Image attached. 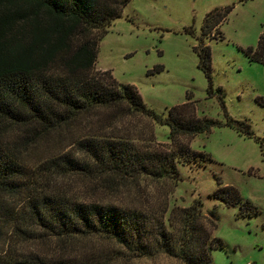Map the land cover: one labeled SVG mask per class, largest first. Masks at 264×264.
Listing matches in <instances>:
<instances>
[{
    "label": "rangeland",
    "instance_id": "1",
    "mask_svg": "<svg viewBox=\"0 0 264 264\" xmlns=\"http://www.w3.org/2000/svg\"><path fill=\"white\" fill-rule=\"evenodd\" d=\"M226 6H233L228 18L203 35L207 14ZM263 26L264 0H131L100 42L95 71L110 70L120 83L136 86L147 107L163 116L191 94L197 100L198 118L223 124L227 115L243 120L251 125L253 137L227 125L183 136L214 162H178V177L157 178L68 172L52 163L70 154L94 164L79 145L89 139L123 141L141 152L175 149L169 126L128 105L96 107L53 128L0 122L1 141L26 168L25 188L0 192V257L41 256L49 264H185L165 252L139 256L107 236L56 237L32 224L30 201L59 195L143 212L152 225L161 221L175 236L184 227L180 215L201 200L200 224L225 243L211 250L212 264H264V64L251 61L245 51L257 47ZM83 32L87 34H79L80 39L99 34ZM202 40L212 50L214 96L199 67L196 48ZM217 176L236 186L260 213L241 215L239 206L228 207L212 198Z\"/></svg>",
    "mask_w": 264,
    "mask_h": 264
},
{
    "label": "trees",
    "instance_id": "2",
    "mask_svg": "<svg viewBox=\"0 0 264 264\" xmlns=\"http://www.w3.org/2000/svg\"><path fill=\"white\" fill-rule=\"evenodd\" d=\"M131 0H0V122L53 128L96 107L125 104L157 123L170 127L172 151L141 152L123 141L82 140L79 145L91 160L81 161L70 154L54 159L53 164L68 172H114L118 175L148 174L154 177H178V162H214L213 157L196 151L183 136L209 133L227 125L253 137L251 125L227 115V122L196 116V102L190 94L187 102L169 109L163 116L145 104L132 84L120 83L112 71L96 72L99 46L112 22L122 15ZM233 6L209 12L203 35L220 26ZM99 34L79 38L83 31ZM82 32V33H81ZM199 67L212 85V50L203 40L196 48ZM251 61L264 64V26L257 47L246 48ZM223 108L225 102L220 96ZM1 136V135H0ZM260 139V138H257ZM264 146V140H262ZM26 168L18 155L4 146L0 137V192L17 193L25 183ZM218 188L212 198L228 207L239 206L240 214L254 216L260 209L233 185L217 176ZM201 200L180 215L184 225L175 236L159 221L152 225L143 212L111 204L69 200L59 195H44L30 201L32 224L56 237L103 235L125 245L139 256L165 252L185 264H212V249L225 246L199 222ZM217 227V224L215 225ZM0 264H49L41 256L0 257ZM53 264V263H52ZM54 264H66L64 262Z\"/></svg>",
    "mask_w": 264,
    "mask_h": 264
}]
</instances>
